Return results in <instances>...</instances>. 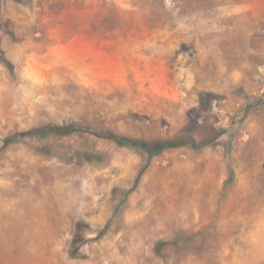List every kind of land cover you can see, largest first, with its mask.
Instances as JSON below:
<instances>
[{"label": "rangeland", "instance_id": "rangeland-1", "mask_svg": "<svg viewBox=\"0 0 264 264\" xmlns=\"http://www.w3.org/2000/svg\"><path fill=\"white\" fill-rule=\"evenodd\" d=\"M0 264H264V0H0Z\"/></svg>", "mask_w": 264, "mask_h": 264}, {"label": "trees", "instance_id": "trees-1", "mask_svg": "<svg viewBox=\"0 0 264 264\" xmlns=\"http://www.w3.org/2000/svg\"><path fill=\"white\" fill-rule=\"evenodd\" d=\"M75 132L92 133L99 137L111 139L120 145L138 146L146 150L148 152L149 157L159 154L165 149L175 148V147L183 146L185 144H191L196 147H201L206 144V142L204 141L197 143L194 139H186V138L184 139L170 138V139L147 141L141 138H132V137H128L122 134H118L112 130H97L93 127L84 125L82 123L68 122L64 124L48 123V124H44V125L31 128L23 133L11 134L4 139L3 147H6L8 144L16 141L22 135L43 139V138H47L50 136H65V135H69ZM134 188L135 187H133L131 190H133ZM129 192L130 191H127V193ZM105 229L103 230V232H105ZM77 241H78V237L76 235L74 236L72 247L76 246ZM73 252L74 251L72 249V252L70 254L71 256H75Z\"/></svg>", "mask_w": 264, "mask_h": 264}]
</instances>
